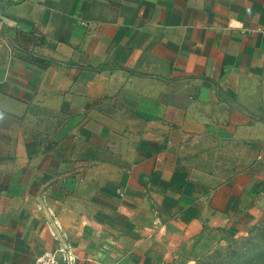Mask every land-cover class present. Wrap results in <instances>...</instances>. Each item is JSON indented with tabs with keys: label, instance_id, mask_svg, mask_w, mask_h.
<instances>
[{
	"label": "crops",
	"instance_id": "0c3cea01",
	"mask_svg": "<svg viewBox=\"0 0 264 264\" xmlns=\"http://www.w3.org/2000/svg\"><path fill=\"white\" fill-rule=\"evenodd\" d=\"M264 221V0H0V264H185Z\"/></svg>",
	"mask_w": 264,
	"mask_h": 264
},
{
	"label": "rangeland",
	"instance_id": "374dc122",
	"mask_svg": "<svg viewBox=\"0 0 264 264\" xmlns=\"http://www.w3.org/2000/svg\"><path fill=\"white\" fill-rule=\"evenodd\" d=\"M185 264H264V221L233 242Z\"/></svg>",
	"mask_w": 264,
	"mask_h": 264
},
{
	"label": "built area",
	"instance_id": "2783aa9c",
	"mask_svg": "<svg viewBox=\"0 0 264 264\" xmlns=\"http://www.w3.org/2000/svg\"><path fill=\"white\" fill-rule=\"evenodd\" d=\"M76 255L67 242H59L53 250L37 255L34 264H75Z\"/></svg>",
	"mask_w": 264,
	"mask_h": 264
}]
</instances>
